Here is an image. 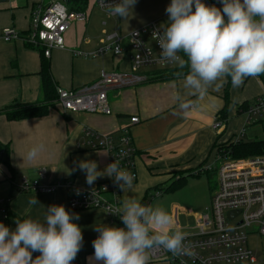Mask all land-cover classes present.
I'll return each mask as SVG.
<instances>
[{
    "label": "crops",
    "instance_id": "1",
    "mask_svg": "<svg viewBox=\"0 0 264 264\" xmlns=\"http://www.w3.org/2000/svg\"><path fill=\"white\" fill-rule=\"evenodd\" d=\"M208 1L209 6L221 8L218 0ZM41 2L0 0V111L10 105L43 102L39 75L42 60L48 62L56 89L72 90L91 85L101 71L133 74L145 79L107 93L109 116L63 113L57 102L41 118L10 122L0 115V202L9 212L5 226L14 230L15 221L26 218L42 223L48 206L63 205L66 211L79 215V220L72 223L80 227L83 237L82 247L71 264H103L93 258L91 242L98 235L93 227L99 224L109 227L123 225L119 219L111 221L102 209L70 210L68 190L61 185L70 182L77 189L89 191L110 181L104 176L98 177L92 185L85 183V174L79 170L78 162L94 161L97 171L101 172L108 165L107 153L90 149V143L94 145L96 141L87 137L85 132L117 136L122 129L127 130L135 150L132 159L135 181L131 188L118 189L117 209L129 199L152 207L150 203L156 198L154 194L158 188L164 189L182 177L186 180L188 177L198 178L214 167L215 146L238 137L245 126L243 106L251 105L263 93V88L256 77L246 78L236 88L226 78L219 90L213 86L202 97L187 95L181 87L182 78L151 79L153 73L160 71L155 67L132 71L128 53L117 58L110 53L92 56L100 48L105 35L125 36L154 21L164 29L168 21L164 9L170 0H137L127 19L108 18L102 11L103 14L99 13L103 17L98 18L96 12L93 14L94 0H87L82 11L88 13L87 19L73 23L64 35L63 48L53 49L47 59L42 58L38 47L23 41H2L3 29H13L25 36L32 11ZM121 46L128 52L126 42ZM178 55L186 59L183 53ZM172 69L179 68L175 65ZM184 69L188 70L187 67ZM177 91L193 105L190 110H178V102L174 99ZM132 118L138 122L132 124ZM216 120L222 122L218 131L211 128ZM40 144L44 146L43 150L28 162L25 159L27 150ZM39 173H43L44 183H58L60 187L51 194L17 193L21 178L36 180ZM180 189L182 187L161 194L173 195ZM34 198L38 204L29 205L28 201ZM103 198L110 204L114 203L110 194L103 195ZM161 202L163 199L158 203ZM169 209L168 214L173 218L172 228L177 229L178 226L182 230L177 223L183 210L175 204ZM200 213L192 212L187 217H191L195 224ZM39 255V252H33L32 258ZM148 264L168 263L152 260Z\"/></svg>",
    "mask_w": 264,
    "mask_h": 264
},
{
    "label": "clouds",
    "instance_id": "2",
    "mask_svg": "<svg viewBox=\"0 0 264 264\" xmlns=\"http://www.w3.org/2000/svg\"><path fill=\"white\" fill-rule=\"evenodd\" d=\"M98 2L108 15L127 19L137 0H118L114 5L105 0ZM218 2L220 9L205 6L202 0H170L164 9L167 26L155 34L161 63H173L179 69L187 67L186 74L178 73L187 95L202 97L213 86L219 90L226 78L236 88L246 78L264 74V0ZM174 99L181 112L193 107L180 91ZM43 147L40 144L29 148L25 159L31 162L37 158ZM77 166L85 174L87 185L104 176L121 191L133 185L134 176L118 161L109 163L102 172L90 160L80 161ZM28 203L38 204L35 198ZM111 214L119 216L123 227H93L98 233L91 242L95 261L148 264L149 252L155 247L174 256L195 255L192 245L184 242L185 233L172 228L173 218L162 207L129 199ZM75 220H79L78 214L66 211L63 205H50L42 223L29 218L17 220L14 230L0 223V264H71L83 241L80 227L72 223ZM33 252L40 255L33 259Z\"/></svg>",
    "mask_w": 264,
    "mask_h": 264
},
{
    "label": "built area",
    "instance_id": "3",
    "mask_svg": "<svg viewBox=\"0 0 264 264\" xmlns=\"http://www.w3.org/2000/svg\"><path fill=\"white\" fill-rule=\"evenodd\" d=\"M209 6L208 0H202ZM66 0H42L35 7L30 16L29 31L25 36L19 35L13 29H3L1 39L4 42L23 41L41 49L43 57L49 58L50 52L56 48H63V38L73 23L85 21L87 14L68 10ZM106 4L114 5L118 0H105ZM94 5L106 14L108 18H115L102 8L98 0ZM163 28L157 21L151 22L127 35H105L100 48L92 55L99 57L110 53L113 57H121L128 53L132 71L146 67L160 70H170L175 64L161 63L160 48L155 34ZM127 43L128 52L121 44ZM158 77L153 73L152 78ZM143 77L119 72L101 71L98 79L91 85L78 89H56V102L63 113H87L109 116L107 93L121 89L142 81ZM244 113L245 126L238 137L232 140L235 144L242 141L247 127L252 124L263 123L264 127V91L256 97ZM132 124L136 118L130 119ZM222 122L214 121L212 129L220 130ZM86 136L96 141L90 143L89 148L102 150L108 155V164L118 161L119 166L129 171L135 181L132 159L135 150L132 146L127 130L122 129L115 135H96L90 131ZM214 167L208 171H215L217 176L216 189L211 196V202L204 213L196 217L195 233L186 236L185 243L192 245L194 256H174L162 247L150 250L149 257L154 261H165L168 264H255L256 258L247 246V236L257 235L264 238V152L261 155L247 158H231L229 155L218 154ZM43 173L38 174L36 180L21 178L16 187L17 193L51 194L60 184H46ZM68 190V207L72 211L102 209L111 221L119 216L111 213L117 210L118 187L110 178L108 183H102L95 189L83 191L71 185L70 182L61 184ZM79 192V195L76 193ZM110 194L113 204L108 203L103 195ZM156 192L154 197L160 196ZM233 213L232 218L228 217ZM9 212L3 202H0V223L6 224ZM120 220V219H119ZM177 229L180 230L178 226Z\"/></svg>",
    "mask_w": 264,
    "mask_h": 264
},
{
    "label": "trees",
    "instance_id": "4",
    "mask_svg": "<svg viewBox=\"0 0 264 264\" xmlns=\"http://www.w3.org/2000/svg\"><path fill=\"white\" fill-rule=\"evenodd\" d=\"M87 0H66V6L68 10L73 12H82L85 9ZM42 58L43 54L41 51ZM45 59V58H44ZM188 70L186 69H172V70H160L155 74L158 75L156 80H170L175 78H181L178 73L186 74ZM40 79H41V91L43 94V102L41 104H16L10 105L0 111V115L3 116L7 121L18 122L25 120H32L36 118H41L47 115L48 110L54 107L56 103V86L51 78L48 62L42 60L40 66ZM260 82L264 91V74H260L256 77ZM230 78H228V83H230ZM248 106H243L245 110ZM1 149V145H0ZM264 152V139L259 141H240L233 143L229 141L228 143L215 146V154H227L231 158H247L252 156L261 155ZM192 176H195L192 174ZM186 181V178H179L177 181L173 182L171 185L164 189L158 188L161 193L173 191L176 188L181 187ZM65 183V182H63ZM5 225V224H4Z\"/></svg>",
    "mask_w": 264,
    "mask_h": 264
},
{
    "label": "rangeland",
    "instance_id": "5",
    "mask_svg": "<svg viewBox=\"0 0 264 264\" xmlns=\"http://www.w3.org/2000/svg\"><path fill=\"white\" fill-rule=\"evenodd\" d=\"M95 12L96 15L98 14V18L103 17L100 14L102 12L97 7L94 8L93 14ZM263 138V123H257L247 127L242 141H255L261 140ZM216 184L217 176L214 170L208 173H201V176L198 178L188 177L185 184L181 186L182 189H180L175 194H161V196H157L151 200L150 204H153V208L162 207L167 212H169V208L170 206H173V204H175L179 209L183 210V213H181L178 219L179 222L177 224H179V226L182 228L181 231L185 233L186 236H191L195 233V229L191 217L187 216L192 212H205V209L210 205L211 196L213 191L216 189ZM162 199L163 202H161V204L158 203ZM247 246L257 260L255 264H264V238L252 234L248 235ZM149 261H152L150 257L148 259V262Z\"/></svg>",
    "mask_w": 264,
    "mask_h": 264
},
{
    "label": "water",
    "instance_id": "6",
    "mask_svg": "<svg viewBox=\"0 0 264 264\" xmlns=\"http://www.w3.org/2000/svg\"><path fill=\"white\" fill-rule=\"evenodd\" d=\"M233 216H234L233 213H229V214H228V217H229V218H232Z\"/></svg>",
    "mask_w": 264,
    "mask_h": 264
}]
</instances>
